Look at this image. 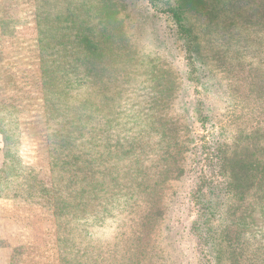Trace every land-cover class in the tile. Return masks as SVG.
Instances as JSON below:
<instances>
[{
  "label": "rangeland",
  "instance_id": "rangeland-1",
  "mask_svg": "<svg viewBox=\"0 0 264 264\" xmlns=\"http://www.w3.org/2000/svg\"><path fill=\"white\" fill-rule=\"evenodd\" d=\"M165 1L0 0V264H207L191 231L202 140L246 151L243 174L264 162V0H187L206 128ZM65 16L99 38L115 32L116 53L95 72L67 60L81 52L69 46L76 28L60 30ZM74 78L83 91L66 87ZM88 87L81 118L71 105L84 97L73 94ZM92 128L100 144L86 141ZM251 184L235 250L239 264H264V206Z\"/></svg>",
  "mask_w": 264,
  "mask_h": 264
},
{
  "label": "trees",
  "instance_id": "trees-1",
  "mask_svg": "<svg viewBox=\"0 0 264 264\" xmlns=\"http://www.w3.org/2000/svg\"><path fill=\"white\" fill-rule=\"evenodd\" d=\"M150 1L154 4L159 0ZM165 2L164 5H166V10L162 11L169 13L177 23L179 38L183 40L185 45V52L189 60L186 62V66H188L186 79L190 82V88H193L194 91L197 89L196 91H198L199 94L194 100L192 99L193 116L195 121L202 125V128H206L212 122V115L209 112L211 108L206 103V98L204 96L206 92H201L204 86L202 78L206 77V74L199 71V68L196 66V60L200 58L201 54L200 46L197 42L198 39L197 36H193L191 32L192 29L186 24L187 21L185 22L187 19V9L185 5L189 6V4H187V0H184V2L183 0H166ZM113 12L115 11L108 10L104 18L106 17V20L109 19ZM71 19H73L72 16H65L64 21H66L67 24L60 30L63 31L70 30L74 27L76 28L74 34L75 38L72 39L73 43H69V46L73 47L74 44L77 45V50H80L81 54H71L69 55L70 58L67 60H70V62L77 60L79 62L82 58H85V61L90 62L95 72V69L101 61L105 62L109 56L116 53L111 45L115 41V32H113V30H107L109 34L105 33L101 35L100 38L102 39H100L99 36L94 34L92 29L93 26L89 25L85 28L76 27L72 25L73 21H71ZM73 23H75V21ZM48 30H53L52 26L51 29ZM42 31V34H44V30ZM106 47H108V50ZM52 62L55 61L52 60ZM66 87L69 88L72 93L80 89L83 91L84 83L82 79L74 78ZM61 89H58V91H61ZM72 90H74V92ZM87 94H91L89 87L86 94H73L76 98L80 96L84 97V100L78 101V104L74 102L71 105L72 109H77L73 112H77L78 116L81 118L85 116V106L88 104L92 105V103L88 101L89 98ZM92 94L94 95L95 93L92 91ZM62 95L64 96L65 93ZM60 97L61 95L56 98L54 102V105L58 107L56 110L60 109V104H62V101L58 100ZM90 100H92V98H90ZM77 120L78 117L76 116L74 124L80 125L81 121L79 120L76 122ZM110 123L111 121L106 125ZM0 134H7V131L1 124ZM90 134V136H87L86 141L88 140V143L91 144H100L102 138L100 132L98 133L96 128H92ZM76 138L78 139L79 137ZM199 148L202 152L201 159L204 168L200 176L199 185L193 195L194 204L198 208V216L192 225L191 231L201 245L202 255L207 264H239L240 257L235 249L239 248L238 246L243 242L242 236L244 232L248 230L246 227L250 219L249 210L252 209L251 204L248 203L249 190L246 189V186L252 183L251 185L255 188L254 190L260 189V201H263V204L260 206L263 207L264 162H257L258 164L260 163V174L253 175L250 172L251 167L249 171H245V174H243L239 170L242 166L239 165L244 163L245 159H249L246 154L247 152L235 148L234 145L230 146L227 140L221 136L213 135L211 139L202 140V144ZM254 163L255 162L249 161L252 167ZM160 263L174 264L170 262L168 257L161 259Z\"/></svg>",
  "mask_w": 264,
  "mask_h": 264
}]
</instances>
